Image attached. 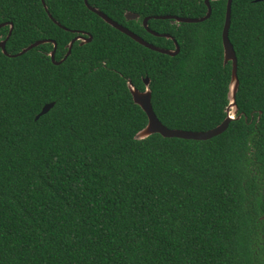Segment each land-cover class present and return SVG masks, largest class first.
<instances>
[{
  "label": "trees",
  "instance_id": "obj_1",
  "mask_svg": "<svg viewBox=\"0 0 264 264\" xmlns=\"http://www.w3.org/2000/svg\"><path fill=\"white\" fill-rule=\"evenodd\" d=\"M0 0L12 25L0 54V264H264V0H231L236 114L204 141L136 140L146 124L126 82L148 79L150 106L171 130L202 132L226 117L231 62L225 0ZM136 14L125 20L124 14ZM170 38L156 37L140 25ZM86 37V36H85ZM53 106L36 120L41 107Z\"/></svg>",
  "mask_w": 264,
  "mask_h": 264
},
{
  "label": "water",
  "instance_id": "obj_2",
  "mask_svg": "<svg viewBox=\"0 0 264 264\" xmlns=\"http://www.w3.org/2000/svg\"><path fill=\"white\" fill-rule=\"evenodd\" d=\"M209 0H203V4L206 8V12L203 17L201 18H182V17H173L169 15H163V16H154L152 17L153 19H159V20H171L172 22L175 23H199L204 20H206L209 15H210V6L208 3ZM254 1H260V0H254ZM41 4L43 5L44 11L47 15V17L51 19L50 15L46 12V8L43 4V0H40ZM84 6L92 13L97 15L103 22H105L107 25L112 27L113 29L119 31L120 33L126 35L128 38L136 42L137 44L143 46L144 48H147L151 51L157 52L159 54H164L167 56H174L178 53V46L176 45L175 41H173L174 49L173 50H165L161 48H157L155 46H152L151 44L143 41L140 37L136 36L135 34L129 32L127 29L121 27L120 25L116 24L115 22L111 21L109 18H107L105 15L102 13L98 12L97 10L89 7L86 3V0H82ZM230 4L231 0H225V8H224V19H223V24L221 28V33H220V41H221V47H222V56H223V62L230 61L231 62V77H230V82L227 87V100H228V106L226 107V117L225 119L217 126H215L212 129L202 131V132H188V131H180V130H171L167 129L161 123L156 119L155 115L153 114L150 106V93L147 88L148 86V79L144 78L142 83L144 86V90L139 92L138 90L134 89L131 87V84L129 81L126 82L127 89L130 93L132 102L140 108V110L144 113L146 117V124L145 126L138 131L134 135V139L136 140H141L149 135L152 134H158L162 138H176V139H181V140H193V141H204L208 140L212 137H215L219 134H221L223 131H225L228 123L230 120L234 118V115L236 114V107L234 104V95L237 87V81H236V76H235V69H236V59L231 47V44L228 41L227 38V31L229 27V14H230ZM136 14H131V13H125L124 18L126 20H135L137 19ZM148 18H143L141 21L142 27L151 35L156 36V37H163V38H170L168 35L164 34H157L153 31H150L146 28V21ZM52 22H54L52 20ZM90 36L86 35V37H75L72 40L69 41V43L66 46V52L64 56L62 57L61 60L55 62L54 61V50H55V43L51 40H39L35 41L32 44L26 46L23 48L20 52H18L15 55H10L7 57H14L23 54L27 50L36 47L40 44L44 43H51L52 44V50L49 52V60L52 64L57 65L61 63L69 54L70 49L72 44L76 41L79 40V44L87 43L90 41ZM1 49L2 45H1ZM53 106V103H48L45 104L41 107L40 111L38 114L34 117L36 120L39 116L45 114L51 107Z\"/></svg>",
  "mask_w": 264,
  "mask_h": 264
},
{
  "label": "flooded vegetation",
  "instance_id": "obj_3",
  "mask_svg": "<svg viewBox=\"0 0 264 264\" xmlns=\"http://www.w3.org/2000/svg\"><path fill=\"white\" fill-rule=\"evenodd\" d=\"M40 2V0H39ZM44 4V2H43ZM40 5L44 11V8H43V5L41 4L40 2ZM45 6V5H44ZM45 12V11H44ZM125 19V18H124ZM126 20V19H125ZM119 25V24H118ZM141 25V23H140ZM121 26V25H120ZM123 27V26H121ZM125 28V27H123ZM11 29H12V25L10 22L8 21H5V22H0V54L3 55V56H10L9 54L6 53V50H5V44H6V41L11 33ZM126 29V28H125ZM128 30V29H127ZM145 30V29H144ZM129 31V30H128ZM146 31V30H145ZM73 33V35L71 36L70 40H72L73 38L75 37H84L85 38V32H78V31H71ZM130 32V31H129ZM147 32V31H146ZM132 33V32H131ZM134 34V33H133ZM69 40V41H70ZM144 41V40H143ZM75 42L79 43L80 41L79 40H76ZM1 45H2V48L1 49ZM22 50V49H21ZM20 50V51H21ZM19 51V52H20Z\"/></svg>",
  "mask_w": 264,
  "mask_h": 264
}]
</instances>
